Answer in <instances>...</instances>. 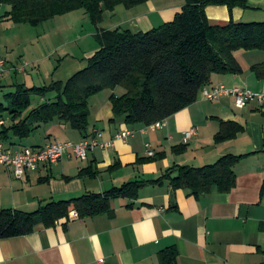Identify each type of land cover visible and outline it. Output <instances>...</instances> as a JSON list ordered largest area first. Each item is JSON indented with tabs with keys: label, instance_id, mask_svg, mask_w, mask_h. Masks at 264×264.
Returning a JSON list of instances; mask_svg holds the SVG:
<instances>
[{
	"label": "crops",
	"instance_id": "crops-1",
	"mask_svg": "<svg viewBox=\"0 0 264 264\" xmlns=\"http://www.w3.org/2000/svg\"><path fill=\"white\" fill-rule=\"evenodd\" d=\"M184 3L148 0L131 8L118 5L105 13L101 22L108 21L105 27L88 23L79 9L43 22L42 32L37 26L9 20L4 15L10 6L0 4V57L6 61L0 96L17 83L65 82L97 51V31L124 27L147 31L172 20ZM247 4V8L232 10L209 5L205 12L211 24L230 19L264 21V0H248ZM258 53L235 52L242 73L212 74L209 85L222 83L264 93V81L250 71L252 64L264 61V54ZM247 55L250 58L243 63ZM123 92L118 87L104 89L89 99L87 138L109 145L90 148L83 159L67 150L58 162L40 164L21 177L0 165V208L31 211L50 200L104 192L129 180L157 179L174 165L202 166L223 155H246L234 167L235 186L228 192L214 188L195 198L185 188L172 190L167 179L149 182L138 190L136 199L112 198L110 213L80 218L71 211L67 220L53 227L39 224L30 234L0 239V264H157L159 252L170 246L178 250V264H264V231L260 230L264 223V107L249 102L238 108L232 96L206 100L200 93L191 105L166 118L163 127L142 131L143 125H127L123 117H114L111 96ZM220 120L236 121L244 129L235 138L216 143ZM193 127L196 133L184 140V132ZM126 128L134 133L125 140L116 139ZM35 131L40 138L24 144L11 136L4 141L5 147L14 150L83 139L77 130L57 120ZM181 144L186 148L175 153L173 147ZM85 167L96 170V175L78 177Z\"/></svg>",
	"mask_w": 264,
	"mask_h": 264
},
{
	"label": "trees",
	"instance_id": "trees-1",
	"mask_svg": "<svg viewBox=\"0 0 264 264\" xmlns=\"http://www.w3.org/2000/svg\"><path fill=\"white\" fill-rule=\"evenodd\" d=\"M148 0H0L10 9L5 17L17 24L38 26L43 22L75 10H83L95 26L107 11L116 6L126 8ZM248 0H185L172 20L147 31L129 28L101 29L94 34L98 49L82 69L65 82L26 86L14 84L0 100V138L8 142L13 136L29 137L35 130L54 120L68 124L83 138L88 137L89 99L104 89L124 88L120 96L112 95L114 117H123L127 125L147 126L165 120L196 101L212 74H240L237 51H264V21H235L211 24L205 8L209 5L247 8ZM250 71L264 81V61L251 65ZM43 98L32 106V97ZM7 120L4 121V117ZM244 126L233 120H220L214 142L231 140ZM186 148L174 146L175 153ZM246 155L227 154L202 166L174 165L153 180H129L104 192H85L70 199L50 200L31 211L0 208V239L30 234L37 225L53 227L68 219L71 211L78 217L110 213L114 197L136 199L147 183L168 180L172 190L185 188L199 198L216 188L230 191L236 184L235 165ZM117 163L110 166L114 169ZM91 167L77 176L94 177ZM264 231V223L260 224ZM157 264H178L174 246L162 249Z\"/></svg>",
	"mask_w": 264,
	"mask_h": 264
},
{
	"label": "built area",
	"instance_id": "built-area-1",
	"mask_svg": "<svg viewBox=\"0 0 264 264\" xmlns=\"http://www.w3.org/2000/svg\"><path fill=\"white\" fill-rule=\"evenodd\" d=\"M6 66L5 59L0 57V77ZM206 100H215L223 96H232L234 104L238 108H242L249 102H255L257 106L264 107V93L252 92L242 87H227L222 83L216 85H207L200 91ZM3 120L0 119V124ZM165 125V120L157 121L150 125L144 126L142 131L148 128L156 129ZM134 133V129L126 128L115 135L116 139L125 140ZM196 133V128H190L184 132V140H188ZM96 145L106 146L109 143H100L97 138H83L74 142L65 141H49L41 146H22L14 150L5 147V142L0 138V165L8 166L11 172L17 176H23L28 170L36 168L40 164H52L58 162L67 150H70L75 156L85 158L87 150ZM149 147V144L146 143ZM152 156L153 152L149 151ZM76 215V213H75Z\"/></svg>",
	"mask_w": 264,
	"mask_h": 264
},
{
	"label": "rangeland",
	"instance_id": "rangeland-1",
	"mask_svg": "<svg viewBox=\"0 0 264 264\" xmlns=\"http://www.w3.org/2000/svg\"><path fill=\"white\" fill-rule=\"evenodd\" d=\"M119 8H122L123 9V7L122 6H119ZM80 12H83V10H80ZM79 14V13H78ZM84 17H85V15H84ZM85 19H87V22H88V17L86 18L85 17ZM90 22V21H89ZM88 22V23H89ZM107 20L103 23V25H102V23L101 24H99L98 26H103V27H105L106 26V24H107ZM91 24V23H90ZM158 25H160V24H156L155 25V27L156 26H158ZM42 26H46V25H44V23H42V24H40V25H38L37 26V28L42 32ZM92 26H94V25H92ZM96 27V26H95ZM81 28V26L79 25V27H75V29L74 30H78V29H80ZM35 30H36V27H35ZM67 34V36H70V37H73L74 35H75V33L74 32H66ZM65 35V34H64ZM63 35V36H64ZM62 36V37H63ZM259 53L258 54H264V51H258ZM247 54H252V53H247ZM250 55H247V60H242V62L243 63H247V61H248V59L250 58L249 57ZM56 58H58V55H57V57ZM21 80V78L20 77H18V81H20ZM118 88H121L122 90H124V88L123 87H121V86H118ZM11 90H13V89H11ZM10 89H5V91H4V93H6V92H9V91H11ZM32 99H33V102H32V106H35L36 104H37V102H38V100H39V98L37 97H32ZM0 100H3V98H2V96H0ZM31 138H34V140H36L37 138H40V133H39V131H35L32 135H30L28 138H25V139H22V141H21V143H24V144H28V143H30L28 140H30Z\"/></svg>",
	"mask_w": 264,
	"mask_h": 264
}]
</instances>
